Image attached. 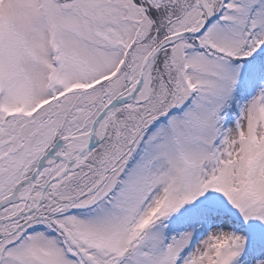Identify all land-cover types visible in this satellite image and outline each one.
<instances>
[{
  "label": "snow or ice",
  "instance_id": "snow-or-ice-1",
  "mask_svg": "<svg viewBox=\"0 0 264 264\" xmlns=\"http://www.w3.org/2000/svg\"><path fill=\"white\" fill-rule=\"evenodd\" d=\"M0 264H264V0H0Z\"/></svg>",
  "mask_w": 264,
  "mask_h": 264
}]
</instances>
